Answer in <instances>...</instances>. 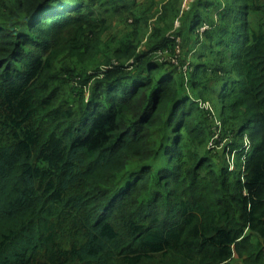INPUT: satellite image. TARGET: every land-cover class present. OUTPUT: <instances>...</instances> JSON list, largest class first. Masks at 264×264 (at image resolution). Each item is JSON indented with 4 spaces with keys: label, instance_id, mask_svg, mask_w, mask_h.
I'll return each mask as SVG.
<instances>
[{
    "label": "trees",
    "instance_id": "16d2710c",
    "mask_svg": "<svg viewBox=\"0 0 264 264\" xmlns=\"http://www.w3.org/2000/svg\"><path fill=\"white\" fill-rule=\"evenodd\" d=\"M135 2L0 0V264L264 262V0H197L142 51Z\"/></svg>",
    "mask_w": 264,
    "mask_h": 264
},
{
    "label": "rangeland",
    "instance_id": "374dc122",
    "mask_svg": "<svg viewBox=\"0 0 264 264\" xmlns=\"http://www.w3.org/2000/svg\"><path fill=\"white\" fill-rule=\"evenodd\" d=\"M195 1L197 0H136V2L133 3L132 5L135 7L136 12L140 10L139 14L145 8L152 6V9L149 13L150 14L149 23L148 25L143 26L141 28V35L139 37V41H140L139 51H142L147 47V44L149 41V35L151 34L152 30L155 27H159L165 30L172 26V29H169L168 31V32H171V34L175 33L177 29L179 30L181 29V27H184V25L181 24V21L188 14V12L192 9V5ZM170 3L174 4V10H176V12L169 13L171 14L173 19L170 18L168 22L159 21L163 6L165 4H170ZM174 14H177V15L174 16ZM112 24L113 25L111 29L103 36V39L106 41L103 44V46L108 47L106 51L108 56H111L112 51L115 48V45H117L120 40L127 38V37H132V32L134 30V24H132V18H130L129 16L128 17L121 16V17L115 18ZM206 28L207 26L202 28L201 30H205ZM177 43L179 44V47L177 49V54L178 56L181 54V57H182L183 49L180 46L181 40L178 39ZM159 55L160 53H158L156 57ZM100 59H101V64H105V61L102 58V56L100 57ZM185 59L187 60V56L185 57ZM171 61L173 64L174 60L171 59ZM115 63H117V61H115ZM104 68L105 66L101 65V69H104ZM182 71L187 72L188 70L186 68H183ZM206 101H208L211 104V106L214 109V113H215V114L211 113L212 121H213L212 136L209 142L207 143V149L210 150L212 153H217V152L222 153L228 139L223 140L222 142L220 141V137L223 131V125L220 128L216 124V121H215V118H217L219 121H223L222 117L220 116L219 105L210 100H206ZM183 147H184L185 152L193 149V145L190 142V140H188V138L185 139ZM250 147H251V141L249 140L248 137H245V139L242 142L241 149L245 148V151H248ZM225 161L227 163L229 171H234L238 163L237 150H230L229 148L226 149Z\"/></svg>",
    "mask_w": 264,
    "mask_h": 264
},
{
    "label": "built area",
    "instance_id": "2783aa9c",
    "mask_svg": "<svg viewBox=\"0 0 264 264\" xmlns=\"http://www.w3.org/2000/svg\"><path fill=\"white\" fill-rule=\"evenodd\" d=\"M199 105L201 108H204L205 110L210 111L212 114H215L213 107L211 106V104L208 101H202L201 100V101H199ZM215 120H216V124L221 128L222 127L221 121H219L217 118H215Z\"/></svg>",
    "mask_w": 264,
    "mask_h": 264
},
{
    "label": "crops",
    "instance_id": "0c3cea01",
    "mask_svg": "<svg viewBox=\"0 0 264 264\" xmlns=\"http://www.w3.org/2000/svg\"><path fill=\"white\" fill-rule=\"evenodd\" d=\"M259 239L254 237L253 242L259 243ZM251 261V260H250ZM252 262V261H251ZM232 264H246L245 256H238L237 254L234 256V259L232 261ZM264 264V262L262 263Z\"/></svg>",
    "mask_w": 264,
    "mask_h": 264
},
{
    "label": "clouds",
    "instance_id": "9594fccd",
    "mask_svg": "<svg viewBox=\"0 0 264 264\" xmlns=\"http://www.w3.org/2000/svg\"><path fill=\"white\" fill-rule=\"evenodd\" d=\"M251 148V147H250Z\"/></svg>",
    "mask_w": 264,
    "mask_h": 264
}]
</instances>
